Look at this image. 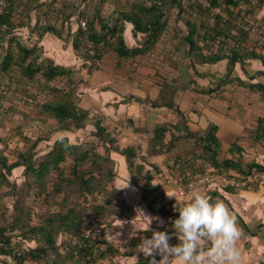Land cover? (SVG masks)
Returning <instances> with one entry per match:
<instances>
[{"label": "trees", "instance_id": "obj_1", "mask_svg": "<svg viewBox=\"0 0 264 264\" xmlns=\"http://www.w3.org/2000/svg\"><path fill=\"white\" fill-rule=\"evenodd\" d=\"M35 2L37 0L28 1L25 5L23 0H9L5 13L0 17V99L14 101L17 100L16 94H19L20 99L23 97L24 100H33L28 102L36 108L35 120L42 123L49 118L56 120L57 124L51 127V132H77L85 130L89 123H93L95 128L92 135L97 141L87 138L78 142L64 135L52 141L47 147L48 150L35 157L40 142L44 141L38 138L29 143L25 151H20L14 160H10L5 150L0 149V186H9V177L18 167L24 169L22 175L26 177L25 182H21L20 185L10 184L13 185L11 195L15 198V203L7 204L9 213L3 208L0 209V264H100L113 255L129 254L128 244H125L127 249L121 251V245L110 243L105 233V229L111 224L109 217L123 212L125 206L124 201L116 196V191H109L107 188L116 176V163L111 156L113 151L126 158L128 167L135 176V182L139 180L144 182L142 199L149 206L157 197L158 183L154 182V178H157L160 171L155 164H152V169H146L150 163L148 158L169 151L175 138H194L196 144L201 147L202 153L199 157L201 156L210 167L202 168L194 175L244 176L264 170V161L244 162L242 153L245 149L238 141L232 143L230 150H237L240 156L222 158L217 125L210 124L202 132L192 131L183 112L175 106L173 94L169 95L168 90L174 85L164 77L160 78L161 81L157 79L158 77L155 78L160 84V97L152 101V105L173 108L182 114V119L174 124L166 122L156 125L153 135L147 137L149 144L145 155L142 154L141 144L121 146L118 143V135L127 125L135 132L148 135L149 131L145 126H137L130 119L114 127L106 125L103 114V116L92 114L89 109L72 100L75 89L71 88L69 92L64 93L65 88L58 87L57 84L65 79L69 87L73 83L79 84L80 81L77 82L74 78L75 70L56 64L49 57L42 58L39 46L28 43L27 39L18 34V28L26 26L29 16L27 13ZM209 2L210 6L204 5L200 0H97L95 13L89 15L85 8L80 14L87 20V31L79 26L71 42L75 50L83 51L84 65L91 71L93 66L90 65L88 55L84 53L85 34L97 45L96 58L99 64L109 50L120 57H135L155 48L161 41L163 33L168 30V23L176 15V20L183 22L187 29L184 39L193 55L201 57L204 61L229 57L232 68L234 60L240 55L239 48L229 46L231 50L223 49L226 42L219 43L216 51L212 47L215 40L222 35L229 38L234 28L238 34L246 35L243 27L233 23V19H237L241 11L235 12L241 0ZM64 3L62 9L65 15L64 23H68L69 17L77 14L78 7L67 0ZM106 4L114 5L115 12L120 14L110 19L109 23V16L102 14ZM18 7L22 9L18 10ZM211 7H220V13L216 15L214 22L210 18ZM225 15L231 16L232 19ZM120 20L132 22L135 31L145 34L140 45L129 47L126 44L123 37L124 26L119 23ZM98 22L100 29L96 27ZM3 24L7 27L3 28ZM36 27L43 31H52L62 38L63 29H58L50 22ZM240 56L242 58V55ZM261 58L264 61V55H261ZM228 81H231V78H220L219 84ZM238 81L240 84L243 82L240 79ZM15 84L16 88L13 89ZM30 85H36L39 93H33ZM249 86L262 92L264 97V83ZM46 89L48 95L53 96L48 98L47 93H40ZM205 91L212 92L215 88ZM59 94H64L68 98L61 99ZM7 108L9 109L6 111H12L16 107L11 104ZM168 133L172 136L169 143L165 141ZM251 141L253 143L264 141V117L259 118ZM68 160L70 163L67 171L62 164ZM53 170L58 172L57 179L49 188L46 184L47 175ZM184 177L186 173L178 174V178ZM33 190L44 197L42 201L47 205L45 211L35 212L33 207L27 206V200ZM61 193H66V196L58 202L55 197ZM99 193L104 196V202L101 204L92 202L91 217H85L86 213L83 216L80 212L82 202L89 200L90 194L96 198ZM71 195H76L77 199L74 198L71 202L69 199ZM55 207L58 211H54ZM83 217L87 221H84ZM60 235L67 238L58 243ZM150 259L149 255H144L133 264H149Z\"/></svg>", "mask_w": 264, "mask_h": 264}, {"label": "crops", "instance_id": "obj_2", "mask_svg": "<svg viewBox=\"0 0 264 264\" xmlns=\"http://www.w3.org/2000/svg\"><path fill=\"white\" fill-rule=\"evenodd\" d=\"M23 1L26 5L32 0ZM64 1L37 0L27 13L29 16L26 26L18 28V34L28 41L37 43L43 56L51 58L56 64L77 70L79 77L85 81L80 86L83 87L80 94L81 107L89 109L92 114L104 113L112 127L127 119L133 120L137 126L154 124L153 122H157L156 125L164 122L174 124L183 116L187 119L189 128L195 132H202L210 124H215L218 126L217 136L221 141L222 158L240 156L237 150H230L232 143L238 141L245 149L242 153L245 163L264 161V141L258 143L251 141L259 118L264 117V97L262 92L249 86L264 83V61L261 58V55H264V46L259 44V35L264 27V0H259L256 5L252 0H241V4L235 9L236 13L241 11L237 19H233V23L241 27L248 24L250 32L243 28L246 34L244 36L238 34L234 28L229 38L222 35L214 42L212 47L214 51L219 47V43L224 42L228 44L224 43L223 49L231 50L229 46L239 48L242 58L240 55L237 56L232 68L229 57L204 61L190 51L188 55L191 65L184 66L182 57L185 48L189 49L187 42L180 40V37L168 40L167 36H163L158 46L162 45L163 53L168 54L166 60L169 66L165 71L163 68L160 71L146 68L145 54L120 57L109 50L101 58L99 67L92 73L82 68L83 51L75 50L71 42L73 34L79 28V19L75 13L69 17L68 23H64L65 15L62 12ZM96 5L97 0H88L86 12L89 15L95 13ZM19 9L22 8L18 7ZM102 14L109 16L108 23L110 19L120 16L115 12V6L111 4L105 5ZM225 16L232 19L229 15ZM47 22L58 29H63L62 38L52 31H43L36 27ZM119 23L124 26L123 37L129 47L142 43L145 34L135 31L132 22L120 20ZM96 27L100 29L99 22L96 23ZM168 28L170 32L169 30L166 32L171 33L174 27L172 25ZM157 72L164 78L173 79L175 89L173 102L183 112V116L165 105H152V101L157 100L160 95V84L155 79ZM184 75H187L192 83L188 85L183 83L188 87L182 90L181 86L177 88L176 83ZM228 77L231 81L219 84L220 78ZM237 78L244 83L240 84ZM214 88L215 91H205ZM83 132L86 130L61 133L73 140H79L83 137ZM145 134L135 132L127 125L118 135V143L121 146L141 144L145 151L149 144ZM193 139L187 137L175 140L169 151L148 158L150 163L146 169H152V164H155L160 171L157 178H154V182L158 183L157 197L151 206L142 199L144 182L142 180L135 182V176L131 173L126 158L116 151L111 152L116 163V176L113 177L112 187L116 191V196L124 201L125 206L123 212L109 218L111 224L105 229V233L110 243L116 246L128 244L130 249L129 254L113 255L114 261H121L120 264H133L140 257L146 256L147 254L139 251L138 246L143 236H150L153 229L169 227L172 223L169 218L179 215L175 207L179 209L195 191H202L213 198L222 199L237 214L238 223L242 228L239 246L243 252V264L264 263V184L240 189L225 185L220 176L209 174L211 179L208 182L198 183L190 188L191 182L198 181L204 176L194 175L198 172L186 166V162L180 159L190 154V140ZM22 171V167H18L13 171V175L20 176L18 174L23 173ZM180 173H186V177L178 178ZM164 176L167 178L164 179ZM144 213L154 218H163L165 224L161 225L157 219H153L149 228ZM169 231L173 229L169 227ZM171 242H177V238L173 236ZM157 256L161 258L159 254Z\"/></svg>", "mask_w": 264, "mask_h": 264}, {"label": "rangeland", "instance_id": "obj_3", "mask_svg": "<svg viewBox=\"0 0 264 264\" xmlns=\"http://www.w3.org/2000/svg\"><path fill=\"white\" fill-rule=\"evenodd\" d=\"M66 10L69 11L70 9H66ZM173 17H174V15H173ZM207 20H208V18H207ZM168 24H169V26L173 25L174 28L172 29L171 33H167V32L165 33L164 32L163 33L164 35H162V37L163 36L164 37L167 36L166 38H168V40L170 38H174V37L178 38V37H180V40L185 42L184 33L186 32L187 29H186L184 23L179 21V20H176V15H175V18H172L171 22L168 23ZM168 30H169V28H168ZM169 32H170V30H169ZM27 42L35 44L31 40H29V41L27 40ZM160 42L161 41H159L157 43L155 48H153L152 50H150L149 52H147L145 54V67L146 68H153V69H156V71H160V69H162V68H163L162 69L163 71L168 69L167 66H169V62L166 60V58H168V54H166V52L163 53L164 52L163 51L164 48H163L162 45L158 46ZM38 48H39V51L41 52V48L40 47H38ZM84 53L86 54L85 50H84ZM183 53H184V56L182 57L183 65L184 66H190L191 64L189 62V55H188L189 49L185 48V51H183ZM42 58H45V56H43V54H42ZM140 61L144 62V61H142V59H140ZM82 68L86 69L89 73H92L98 67L92 68L93 70L91 69V71H90L89 69H87V66H85L83 64ZM73 71H74V69H73ZM160 75H161L160 72L156 73V76L158 77L157 79L159 81H161L160 78L162 77ZM74 78L76 79L77 82L80 81L79 84L76 85V84L73 83L69 87L68 84H66L67 83V79H65L64 81H62L60 84H57V85H58V87L60 89L65 88V92L64 93L69 92L71 90V88L75 89L74 92H73L72 100L76 104L81 105V96H80V94L82 92L81 88H83V87H80V86H81V84H84L85 81H84L83 78L79 77V75L77 73V70L75 71ZM166 80H168L170 83L172 82L171 84L174 85V81H173L172 78L171 79L170 78H166ZM183 83H187V85H188V84L192 83V80L190 78H188L187 75H184V77H181V79L178 80V83H176L177 88H179L181 86L180 88L182 90H185V88L188 87V86H186ZM12 88L13 89L16 88V84L13 85ZM30 89H31V91L33 93H37V92L39 93L38 89L36 88V85H30ZM47 90L48 89H46L45 91H40V93L41 94H43V93L45 94V93L48 92ZM174 91H175V89L172 86V88H170L168 90L169 95L173 94V96H174L175 95ZM47 95H48V93H47ZM59 95L62 97L61 99L68 98L64 94H59ZM51 96H53V95H48V98L51 97ZM15 97L17 98V100L15 99L14 101L13 100H4V101H2L0 99V149L1 148L4 149L5 153L8 154L10 160L11 159L14 160V159H16L18 157L17 154L20 151H25L26 150L27 145L29 143H32L33 141H35L38 138H42V140H44V141L40 142V146H38V148H37L38 151L36 149L37 152L35 154V157H38L39 155L42 154V152L44 150H48L47 147L52 143L50 141H54V140H56L59 137H63L61 135H65V134L61 133L63 131H61V132H57V131L51 132L50 131L51 127H53V126H55L57 124L56 120L53 119V118L47 119L45 123H42L40 121L35 120V119H37V118H35L36 114H37L36 113V108H34V106L30 102H28V101H33V100H30V99L24 100V99H22L23 97L20 99L19 98L20 97L19 94H16ZM159 97H160V95H159ZM11 104H14V106L16 107L15 108L16 110L13 109L12 111H6V110L9 109L7 107H9ZM96 114H98L99 116H103L104 115V113H96ZM104 123L106 125H112L111 123L108 124V120H107L106 115H104ZM153 123L154 124L145 125V128H147V130L149 131L147 136L145 134V137H149L150 135L151 136L153 135V130L156 127V123L157 122L156 123L153 122ZM164 123H166V122H164ZM91 124H93V123H91ZM87 126L88 127L85 129L86 132L82 133L83 137L80 138L81 140L79 139V140H74V141H78L79 142V141H82V139L85 140L87 138H89V140L90 139H95L97 141V139L95 137H93V135H92V131L94 130L95 127L90 125V124H88ZM139 126H141V125H139ZM169 136H170V138H169ZM171 137H172L171 133H168L167 137L165 138V141H167V143H169ZM181 138H187V137H181ZM179 139L180 138H178V139L175 138L173 143L175 142V140H179ZM190 142H191V152H190V154L188 156L181 157L180 159L184 160L186 162V166L190 167L191 169L194 168L196 171H198V170H200L202 168L204 169L205 167L206 168L210 167V165L206 164L205 160L203 158H201V156L199 157L200 153H202L201 147L198 144H196L194 139L190 140ZM172 147H173V145H172ZM69 163H70V160H68L65 164H62L63 167L67 171H68V168H69L68 167ZM191 164H193V165L191 166ZM23 171H24V169H23ZM57 173H58L57 171L53 170V171H51V173L49 175H47L46 184H47V186H49V188H51V186L55 183V181L57 179V177H56ZM22 174L23 173L18 174L20 176H16V175L11 174V176L9 177V179H10L9 186H5V185L0 186V209H2V208L5 209L6 213L7 212L9 213V210H10L8 208L7 204L13 205L15 203L14 202L15 198L11 195V193L13 191L12 190V186L13 185L10 186V184L17 183L18 185H20L21 182L24 183L26 177L23 176ZM112 185H113V183L109 184L107 188H108L109 191H113L114 192L115 189H113ZM72 186H74V185H72ZM95 195H97V194H95ZM64 196H66V193H61L60 195L55 197V200H57L58 202L62 201V198ZM43 198L44 197L38 195L36 193V191L34 192V190H33L31 192V194H30V198L27 200V206L33 207L35 212H43V211H45L47 209V205L44 204L43 201H42ZM74 198L77 199V196L76 195L75 196L71 195L69 199L72 202V200ZM88 199L89 200L82 202L81 207H80V212L83 213V216L86 213L87 216H85V217H91L90 215H91V204H92V202L101 204V203L104 202V196L102 195V193H99L97 195V197L95 198V197H93L92 194H90ZM58 202H57V204H58ZM54 211H58L57 207L54 208ZM85 219L86 218L83 217V220L87 221ZM66 238L67 237L65 235H60L58 237V243H61V241L65 240ZM120 262L119 261H114L113 257H108L105 260L101 261L100 264H120Z\"/></svg>", "mask_w": 264, "mask_h": 264}, {"label": "clouds", "instance_id": "obj_4", "mask_svg": "<svg viewBox=\"0 0 264 264\" xmlns=\"http://www.w3.org/2000/svg\"><path fill=\"white\" fill-rule=\"evenodd\" d=\"M175 211L179 215L169 218L173 231L153 229L138 245L139 251L150 256V264H243L242 228L237 214L222 199L195 191ZM144 215L149 228L153 219L165 224L163 218ZM173 236L176 243L171 242Z\"/></svg>", "mask_w": 264, "mask_h": 264}, {"label": "built area", "instance_id": "obj_5", "mask_svg": "<svg viewBox=\"0 0 264 264\" xmlns=\"http://www.w3.org/2000/svg\"><path fill=\"white\" fill-rule=\"evenodd\" d=\"M70 3H73L76 7H78V12H77V17H79V26L87 31L88 29V25H87V20L83 17L80 16V14L82 13L83 9H85V6L87 4V0H67ZM204 5L206 6H210V2L209 0H200ZM253 4H258L259 0H252ZM9 5V0H0V17L5 13L6 8ZM211 21L214 22L216 19V15L218 13H220V9L218 7H211ZM7 25L3 24V28H6ZM243 28L247 31L250 32V27L248 24H245L243 26ZM85 36V52L88 55L89 59H90V65L93 66V68H96L99 64L98 59L96 58V50H97V45L94 41L90 40L87 36V34L84 35ZM259 44L264 46V27L259 35ZM142 154H146L145 151L142 152ZM167 176H164V179H166ZM221 181H223L225 183V185H228L230 187H235V188H239L240 189H244L247 187H250L254 184H264V170L261 171H254L250 174L244 175V176H239V175H232V176H220ZM211 179V175L206 174L202 177H200V179L198 181L195 182H191L189 184L190 188H193L196 184L198 183H206ZM186 190L184 189V192ZM176 243V242H173ZM121 251H125L127 249L126 245H121ZM157 259H159V257L156 256ZM151 259L149 260V264H150Z\"/></svg>", "mask_w": 264, "mask_h": 264}, {"label": "bare ground", "instance_id": "obj_6", "mask_svg": "<svg viewBox=\"0 0 264 264\" xmlns=\"http://www.w3.org/2000/svg\"><path fill=\"white\" fill-rule=\"evenodd\" d=\"M255 6V5H254ZM255 185V184H254ZM253 186V185H252ZM251 187V186H250ZM247 188H249V187H247ZM158 257V256H157Z\"/></svg>", "mask_w": 264, "mask_h": 264}]
</instances>
